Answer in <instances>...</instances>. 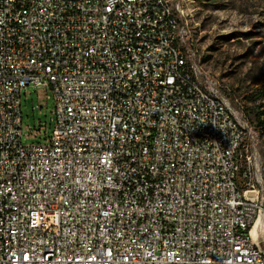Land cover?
Instances as JSON below:
<instances>
[{
    "label": "built area",
    "instance_id": "obj_1",
    "mask_svg": "<svg viewBox=\"0 0 264 264\" xmlns=\"http://www.w3.org/2000/svg\"><path fill=\"white\" fill-rule=\"evenodd\" d=\"M190 7L0 0V264H264L261 133ZM28 87L51 135L24 127Z\"/></svg>",
    "mask_w": 264,
    "mask_h": 264
},
{
    "label": "rangeland",
    "instance_id": "obj_2",
    "mask_svg": "<svg viewBox=\"0 0 264 264\" xmlns=\"http://www.w3.org/2000/svg\"><path fill=\"white\" fill-rule=\"evenodd\" d=\"M188 1L193 10L190 28L197 57L204 70L220 79L232 106L258 124L264 158V0ZM44 94L42 88L23 90V124L51 135L55 98L51 89L42 100ZM23 141L37 139L24 137Z\"/></svg>",
    "mask_w": 264,
    "mask_h": 264
},
{
    "label": "trees",
    "instance_id": "obj_3",
    "mask_svg": "<svg viewBox=\"0 0 264 264\" xmlns=\"http://www.w3.org/2000/svg\"><path fill=\"white\" fill-rule=\"evenodd\" d=\"M259 124L261 125V124H262V122H259ZM257 126H258V124H257Z\"/></svg>",
    "mask_w": 264,
    "mask_h": 264
}]
</instances>
